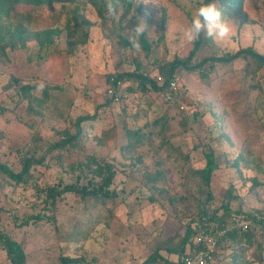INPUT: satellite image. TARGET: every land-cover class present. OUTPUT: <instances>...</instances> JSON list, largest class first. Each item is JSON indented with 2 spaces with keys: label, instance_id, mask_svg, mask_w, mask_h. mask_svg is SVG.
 Segmentation results:
<instances>
[{
  "label": "rangeland",
  "instance_id": "rangeland-1",
  "mask_svg": "<svg viewBox=\"0 0 264 264\" xmlns=\"http://www.w3.org/2000/svg\"><path fill=\"white\" fill-rule=\"evenodd\" d=\"M213 2L230 40L220 46L202 33L187 67L171 70L195 47L182 30L200 0H0V163L20 172L29 161L21 179L0 171V231L21 244L25 264H142L154 255L151 264H176L201 217L225 205L264 213V63L216 60L247 47L264 55V0H238L234 10ZM140 22L136 49L128 34ZM127 73L126 95L113 102L108 81ZM173 73L185 110L135 81ZM208 150L218 164L210 188L201 176ZM107 164L113 196L50 199L57 184L99 185ZM218 250V264H264V229ZM0 264H12L1 240Z\"/></svg>",
  "mask_w": 264,
  "mask_h": 264
},
{
  "label": "trees",
  "instance_id": "trees-1",
  "mask_svg": "<svg viewBox=\"0 0 264 264\" xmlns=\"http://www.w3.org/2000/svg\"><path fill=\"white\" fill-rule=\"evenodd\" d=\"M2 2H9L11 4H17L19 2H25V3H30L34 6H38L41 4H44L45 2L49 1V0H1ZM53 1H62V0H53ZM214 0H206L205 3H212ZM220 5L223 6L224 9L226 10H234L237 7V3L238 0H219ZM202 35V34H201ZM144 43L146 46H148L147 41H145L144 39ZM201 46V38H199L196 41L195 47L193 48V50L190 52L189 56L186 59H175L174 61L171 62V70L175 69L178 65H182L184 67H187V65L191 62V60L194 58V56L196 55V53L198 52V50L200 49ZM243 55H250L258 60H260L261 62L264 63V55L256 52L252 47H247L244 49L239 50L238 52L223 58H217L216 60H223V61H231L233 59H236L238 57H241ZM175 74V73H173ZM172 74V75H173ZM134 74L132 73H127L123 76H116L113 77L111 79H109L108 81V85L112 83L113 79H123L126 76L128 77V79L131 78V76H133ZM171 75V76H172ZM168 77V81L171 78ZM140 79L135 78V81L138 83V85H140L139 82H141V80L145 81V85L150 84V86L153 88V90L155 91H160L163 88L166 87L167 84H165L164 86H160L157 82L156 79H150L148 77H144L143 75H140L139 77ZM127 79V78H126ZM108 87V86H107ZM26 88H30L29 85H26ZM74 139V136H69L68 138H64L61 141V144H68L71 143ZM206 164L204 166V168L201 170V176L202 179L204 181V184L206 185L207 188H210L211 186V181H212V176L214 171L218 168V164L216 161V157L215 154L212 150H208L206 151ZM29 161H26V164L24 165V167L22 168V170L20 172H14L12 170H10L5 164L0 163V171L6 173L7 175H9L10 177H12L13 179H21L23 178L29 170ZM107 169H106V174L102 177L101 182L99 183V185L97 186H91L90 184L84 185V184H80L79 182H73V183H67L63 186L61 185H54L48 188V195L50 197V199L55 202L56 198L59 196H62L66 193H74L78 196H81L82 198H86L89 196H94V195H101V196H106V197H111L115 194L114 191H112L110 189L112 182H113V170L111 165L107 164L106 165ZM255 213L264 215V213L260 212V211H250V212H245V211H241V210H235L232 207H230L229 205H225L222 208L217 209L216 211H214L213 213L206 215L205 217H201L199 220H201V222L205 223V226H218L220 229H225L226 227H230V229L226 230L219 238H218V247H217V251L215 253V260L214 262H211L209 264H218L220 259L222 258L221 255H218L219 250L223 243L226 242L227 240H229L232 236H235L236 234H244L246 235H252V233H258L260 230H262L264 228V223L263 221H259L258 219H256V217L254 216ZM234 217H239V219L241 220H247L250 223V227L248 230L243 231L241 229H238L237 227H234ZM192 229V235L193 238L191 239L190 236V232L186 235L184 242H183V247L180 251V254L178 256L177 259V263L176 264H182L183 258L185 255L187 254H191V252H194L195 250H198L199 248L203 247L202 245H197L195 243V230L192 227H189V231H191ZM0 240L3 242L4 247L7 251V254L10 257V260L12 261V264H25L26 263V253L23 249V247L21 246V244L17 241H15L14 239L4 235L1 231H0ZM225 252V251H223ZM222 254V253H221ZM232 254V253H231ZM225 255L227 256V254L225 253ZM155 255L152 257L147 258L142 264H151V262L154 260ZM70 262L69 259H63V263L68 264Z\"/></svg>",
  "mask_w": 264,
  "mask_h": 264
},
{
  "label": "built area",
  "instance_id": "built-area-1",
  "mask_svg": "<svg viewBox=\"0 0 264 264\" xmlns=\"http://www.w3.org/2000/svg\"><path fill=\"white\" fill-rule=\"evenodd\" d=\"M129 79H113L112 83L107 87V95L113 102L121 101L126 95L125 88L126 82ZM156 80L160 86L166 87L160 90L164 95L166 101L170 104L178 105L181 109L185 110L187 105L185 98L183 96V85L182 78L179 74L175 73L171 76L169 81L164 79L162 75H158ZM254 216L259 221L264 223V215L255 213ZM234 227L246 231L250 227V223L247 220H241L239 217H234ZM199 230L195 234V243L197 245H202L203 247L191 252L184 256L182 264H209L214 262L215 253L218 247V238L230 227H226L224 230L220 229L218 226H202L198 225ZM264 229V228H263Z\"/></svg>",
  "mask_w": 264,
  "mask_h": 264
},
{
  "label": "clouds",
  "instance_id": "clouds-1",
  "mask_svg": "<svg viewBox=\"0 0 264 264\" xmlns=\"http://www.w3.org/2000/svg\"><path fill=\"white\" fill-rule=\"evenodd\" d=\"M145 27V24L140 22L128 34V40L133 48H140L138 37L143 35ZM231 32L232 27L229 20L224 17L216 4L200 0V6L193 12L190 23L182 30V38L186 43L193 44L203 33L217 45L223 46L230 40ZM45 86L44 82L37 83L36 91L41 93Z\"/></svg>",
  "mask_w": 264,
  "mask_h": 264
}]
</instances>
